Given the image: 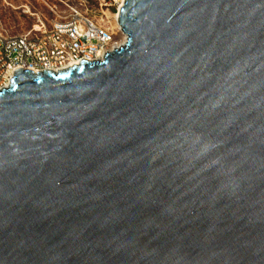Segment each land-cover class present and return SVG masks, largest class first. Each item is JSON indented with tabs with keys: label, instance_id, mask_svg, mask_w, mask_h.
<instances>
[{
	"label": "water",
	"instance_id": "1",
	"mask_svg": "<svg viewBox=\"0 0 264 264\" xmlns=\"http://www.w3.org/2000/svg\"><path fill=\"white\" fill-rule=\"evenodd\" d=\"M118 14L0 90V264H264V0Z\"/></svg>",
	"mask_w": 264,
	"mask_h": 264
},
{
	"label": "built area",
	"instance_id": "2",
	"mask_svg": "<svg viewBox=\"0 0 264 264\" xmlns=\"http://www.w3.org/2000/svg\"><path fill=\"white\" fill-rule=\"evenodd\" d=\"M68 6L69 12L49 27L40 22L20 35L0 30V90L11 81L17 68L57 71L83 58L99 60L102 53L112 52L126 41L127 35L120 27L113 29L97 17L89 0Z\"/></svg>",
	"mask_w": 264,
	"mask_h": 264
},
{
	"label": "rangeland",
	"instance_id": "3",
	"mask_svg": "<svg viewBox=\"0 0 264 264\" xmlns=\"http://www.w3.org/2000/svg\"><path fill=\"white\" fill-rule=\"evenodd\" d=\"M78 0H0V30L11 35L25 34L34 26L44 22L49 27L55 19H61L69 12V6ZM89 0V6L105 24L113 18H106L118 12L119 0ZM102 3L103 5H100Z\"/></svg>",
	"mask_w": 264,
	"mask_h": 264
},
{
	"label": "bare ground",
	"instance_id": "4",
	"mask_svg": "<svg viewBox=\"0 0 264 264\" xmlns=\"http://www.w3.org/2000/svg\"><path fill=\"white\" fill-rule=\"evenodd\" d=\"M124 1H125V0H119V6H118V9L121 7V5L123 4ZM114 2H117V1L114 0ZM106 18H108V20L111 19V18H113L112 21H111V20L108 21V23L110 24V26H111L113 29H116V28H118V27H120V28L122 29V26H121V24H120L119 21H118V18H119V14H118V12L112 14L111 16L108 15V17L106 16ZM119 47H120V46H119ZM119 47H117V48H119ZM114 49H116V48H114ZM114 49H112V50L114 51ZM113 51H112V52H113ZM104 54H105V53H102V54H101L99 60H102V59L104 58ZM102 57H103V58H102ZM101 58H102V59H101ZM9 82H10V81H9ZM9 82L5 85V87H7V86L9 85Z\"/></svg>",
	"mask_w": 264,
	"mask_h": 264
}]
</instances>
